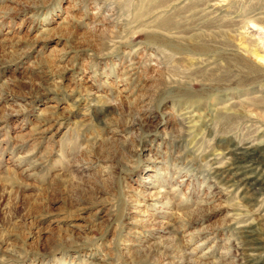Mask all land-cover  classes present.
I'll return each instance as SVG.
<instances>
[{
    "label": "rangeland",
    "instance_id": "1",
    "mask_svg": "<svg viewBox=\"0 0 264 264\" xmlns=\"http://www.w3.org/2000/svg\"><path fill=\"white\" fill-rule=\"evenodd\" d=\"M160 1L0 0V264H264V166L226 178L264 148V0ZM190 4L229 48L145 35Z\"/></svg>",
    "mask_w": 264,
    "mask_h": 264
},
{
    "label": "bare ground",
    "instance_id": "2",
    "mask_svg": "<svg viewBox=\"0 0 264 264\" xmlns=\"http://www.w3.org/2000/svg\"><path fill=\"white\" fill-rule=\"evenodd\" d=\"M171 1L172 0H162L159 3H157L158 5L153 6L152 8L156 9V8L167 7L169 2ZM198 2L199 1H197V3ZM199 6L200 5L197 6L195 4L191 6L190 4L188 6H185L182 9L180 8V10L178 9L174 15L172 13L171 15H168L167 17L163 18L161 21L158 22L157 26H155L154 28L156 29V32H157V33L155 32L156 34L146 33L145 35L148 36V38H155V37L160 38L161 41L159 43L167 44V45L169 44L170 39L165 36L161 37V35H159L158 33L167 34V35L173 33V34H176V36L178 35L177 37H174V39L178 40V45L175 47V50H174V52H177V53L178 52L181 53V50H180L181 48V49L187 50L191 54H196V55L205 54L215 49L216 46H218V45L213 46L210 44V42H213L214 40L219 42L218 43L219 46H222L225 49L229 48L230 43H231V38H232L231 32L233 31V28H235L238 25L236 22H228V23H224L220 25L219 27L218 26L216 27V23L220 21L213 20V21L206 22L202 25H199V27L196 29L185 28L188 24L184 25V22L190 16L185 19H183L182 17L181 18L179 17L182 14H187L194 8H198ZM136 12L137 14L139 13L138 10ZM135 15L136 14H134L133 16ZM195 15H196V11L191 16L194 17ZM137 18L138 17L136 15L135 19ZM194 19H197V18H194ZM181 20L183 22H181ZM257 22L261 23L262 21H257ZM190 24L191 26H193L195 22H191ZM184 28L188 29V31H186ZM251 54H254L257 56L256 52H251ZM222 59H223L222 69L226 72H228L232 67H237L235 68L236 70L238 68H239L238 70H242V71L247 70V74L245 75L246 77H250V76L255 77V75L258 74L256 67L251 65L247 61H245L243 57L229 55V57L222 56ZM190 62L191 61H188L186 59H179L177 60L175 66L170 67L166 71H168V73L171 76H174V77L182 76L184 79L190 78L192 76H199L200 78H202L206 74L207 71L197 72L190 77H187L184 75L183 72L178 71L179 68L187 69V66ZM182 84L183 83L181 82L180 84H176V86L178 88H181L183 87ZM260 146L262 145H259V147ZM229 151H231L233 158L230 159L229 169L226 171H232L234 173L226 177L227 181L232 183L233 185L241 184L245 186L248 185V187H251L252 185L250 184V181H249L250 175H251L250 172L258 170L259 167H261V165L264 166V148H261V150L258 151V144L252 145L251 143H247L243 146L235 147Z\"/></svg>",
    "mask_w": 264,
    "mask_h": 264
}]
</instances>
